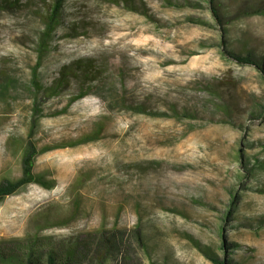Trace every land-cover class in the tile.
<instances>
[{
	"label": "rangeland",
	"instance_id": "rangeland-1",
	"mask_svg": "<svg viewBox=\"0 0 264 264\" xmlns=\"http://www.w3.org/2000/svg\"><path fill=\"white\" fill-rule=\"evenodd\" d=\"M131 1L65 0L42 53L52 0H0V184L30 142L55 182L5 198L0 242L76 250L66 264H264V72L228 56L264 68V0Z\"/></svg>",
	"mask_w": 264,
	"mask_h": 264
},
{
	"label": "trees",
	"instance_id": "trees-1",
	"mask_svg": "<svg viewBox=\"0 0 264 264\" xmlns=\"http://www.w3.org/2000/svg\"><path fill=\"white\" fill-rule=\"evenodd\" d=\"M65 0H52L51 5L47 8L46 14V30L42 34L38 44V48L42 50V53L45 52L44 49L47 47L49 43V38L52 33L55 31L59 19L62 15L63 3ZM114 3L124 2L128 8H131L132 3L131 0H111ZM217 19L219 15L216 11L213 12ZM254 14L261 15L264 13L262 10H253ZM228 56L241 65H250L256 66L262 72H264L263 66H258V64L252 59L250 55L242 56L237 55L233 52H229ZM89 69H86L84 72V76L87 79H90ZM65 78V73L62 74V77L59 78L55 84L47 89H44V93L48 97H57L61 93L60 91L65 88V83H68ZM90 82V80H88ZM33 85L37 90H40L38 85V80L35 77L33 79ZM91 86V84H90ZM83 92L78 94L75 98L80 99L83 97ZM101 131V127L97 129L94 135H98ZM50 147L43 148L38 150V147L32 142L25 144L21 154V168L22 175L19 179L15 181H5L0 184V204L5 200V198L15 195L18 191L27 187L31 184H37L44 189H52L54 187L55 182L46 180V177L43 175L35 174V162L37 157L45 152H48ZM238 195L233 193L231 196V210H233L237 204ZM228 214H231L230 212ZM41 229V228H40ZM37 238L35 240H29L26 242L18 241L14 243V246H9L4 242H0V264H66V262L76 258V250L69 251L67 254H61L56 252L55 250H50L47 253L40 252L37 250ZM206 257L213 264H231L228 260H220L218 256L213 255V252H205Z\"/></svg>",
	"mask_w": 264,
	"mask_h": 264
},
{
	"label": "bare ground",
	"instance_id": "bare-ground-1",
	"mask_svg": "<svg viewBox=\"0 0 264 264\" xmlns=\"http://www.w3.org/2000/svg\"><path fill=\"white\" fill-rule=\"evenodd\" d=\"M144 52H145V51H144ZM144 52H143V53H144ZM140 57H141V55H137V56H135V60H139ZM117 158H118V156H117ZM117 158H116V159H117Z\"/></svg>",
	"mask_w": 264,
	"mask_h": 264
}]
</instances>
